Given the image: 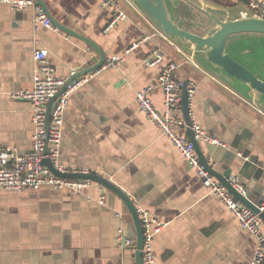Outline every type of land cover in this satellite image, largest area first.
<instances>
[{"label": "crops", "instance_id": "crops-1", "mask_svg": "<svg viewBox=\"0 0 264 264\" xmlns=\"http://www.w3.org/2000/svg\"><path fill=\"white\" fill-rule=\"evenodd\" d=\"M43 1L56 20L99 45L105 61L120 57L115 66L86 73L88 80L73 92L59 162L104 175L166 222L153 242L156 264H251L256 237L148 119L136 93L160 71L158 65L143 64L149 51L160 48L177 61V76L195 85V120L219 141L199 140L203 153L218 170L230 168L260 204L264 109L257 93L247 98L225 72L205 68L193 44L185 48L167 35L133 0H120L126 17L109 30L112 12L100 0ZM201 3L238 13L248 0ZM193 12L183 1L175 19L191 26ZM37 48L48 50L49 61L65 79L99 59L83 38L37 23L34 7L17 11L0 2V145L21 152L31 148L33 110L30 101L14 93L33 87ZM151 99L164 110L160 91H153ZM208 144L215 145L213 152ZM122 236L136 240L133 217L119 195L96 181L78 193L49 185L0 189V264H137L136 245L124 246Z\"/></svg>", "mask_w": 264, "mask_h": 264}, {"label": "built area", "instance_id": "built-area-1", "mask_svg": "<svg viewBox=\"0 0 264 264\" xmlns=\"http://www.w3.org/2000/svg\"><path fill=\"white\" fill-rule=\"evenodd\" d=\"M0 2L9 4L17 11L34 7L36 22L46 27L53 26L46 10L36 0H0ZM100 3L112 12V17L105 27L106 30H109L126 17V12L122 8L120 0H100ZM242 11L249 16L264 19V0H248L247 8ZM34 59L37 65L33 87L14 93V96L26 99L32 105L33 133L31 148L27 152H21L11 145H0V189L22 191L25 189H39L42 186L49 185L72 193L81 192L89 186L92 180L60 176L54 173L44 163V160L50 159L59 171H88L67 168L59 162L65 111L72 100L73 92L88 80V76L77 77L65 86L66 79L57 74L56 66L48 59L47 49L37 48L34 51ZM119 60V56L112 57L105 61L102 67L115 66ZM142 62L146 66L158 65L160 71L156 80L137 91L136 97L140 109L156 128L170 139L184 159L195 168L203 184L221 197L227 207L235 214L241 227L253 233L258 244L251 264H263L264 230L262 218L259 213L238 199L226 185L208 171L200 161L196 147L186 132L189 125L184 112V90L186 91L188 114L191 120L190 127L193 129L197 140L219 142L217 139H212L207 134L206 129L194 118V83L185 82L177 76L178 62L167 59L160 48L155 47L149 51L142 58ZM62 86H65L64 92L54 101L48 124L49 101ZM153 91H160L163 94V111L153 103L151 99ZM48 146L49 152H47ZM210 162H212V159L209 157V164L213 165ZM228 181L232 188L241 195L248 192L246 185L236 175H231ZM131 198L142 223L144 240L142 263L156 264L153 242L155 235L164 227L166 222L151 215L150 211L142 205L140 199L134 196H131ZM100 202L105 203L103 195ZM259 207L264 210V201L259 204ZM122 239L124 246L131 245L135 247V239L123 236Z\"/></svg>", "mask_w": 264, "mask_h": 264}, {"label": "water", "instance_id": "water-1", "mask_svg": "<svg viewBox=\"0 0 264 264\" xmlns=\"http://www.w3.org/2000/svg\"><path fill=\"white\" fill-rule=\"evenodd\" d=\"M141 9V11L151 20L158 24L164 32L170 37L179 41L185 48H189L191 44L195 46L196 59L199 60L202 65L212 71L213 73H219L223 71L230 77L229 81L231 85L240 91L247 98H253V92H256V102L264 109V72L259 69L258 64L251 65L250 58L246 59L244 55L248 56L253 52L252 46H239L236 42H239L238 34H264V19L249 16L244 11L238 13H232L231 10L221 9V11H215L208 4H202L201 0H133ZM183 1H187L191 6L195 8L193 16L195 21L191 26H185L183 20L175 19V12L179 10ZM36 2L43 6L46 10L52 23L60 29L83 38L89 43L99 54L98 61L83 69L76 71L68 79H66L65 86L73 81L75 78L84 76L86 73L99 70L105 60L106 56L104 51L83 35L77 33L73 29H70L56 20L48 11V8L43 0H36ZM206 5V6H205ZM197 17V18H196ZM238 39V40H237ZM190 43V44H187ZM253 47H255L253 45ZM234 52V54L231 53ZM248 65H247V64ZM254 68V69H253ZM62 86L60 90L50 99L48 104V124L50 111L54 101L60 96L65 89ZM184 112L188 128L189 138L194 143L198 156L202 164L208 169L210 173L215 175L224 185H226L232 193L246 205L252 208L255 212L259 213L264 222V210H261L259 203H255L249 196V192L245 195H241L234 190L230 185L228 178L232 175L230 168L225 171L218 170L215 165L209 164V157L203 153L199 140L195 137L193 129L190 127L191 120L188 114V102L186 98V91L184 90ZM212 150L215 145L208 144ZM49 146L47 152H49ZM212 154V153H211ZM44 163L47 164L51 170L63 177L75 178V179H88L101 183L105 187L114 191L119 195L125 204L127 205L136 227V260L137 264L142 263V248H143V229L140 216L133 205L131 196L132 194L124 191L120 186L108 179L102 174L92 171H59L56 169L50 159H45ZM136 198V196H134ZM264 264V262H263Z\"/></svg>", "mask_w": 264, "mask_h": 264}, {"label": "rangeland", "instance_id": "rangeland-1", "mask_svg": "<svg viewBox=\"0 0 264 264\" xmlns=\"http://www.w3.org/2000/svg\"><path fill=\"white\" fill-rule=\"evenodd\" d=\"M264 35H250L248 34H238L236 37H238V41L236 42V44L239 46H252L251 48H253V52L246 56L244 55V57L246 59L250 58L251 61V65L256 64H261L264 61V41H262L261 39L263 38ZM253 45L255 47H253ZM233 50H231V53L234 54V52H232ZM247 64V63H246ZM248 65V64H247ZM254 69V68H253Z\"/></svg>", "mask_w": 264, "mask_h": 264}, {"label": "flooded vegetation", "instance_id": "flooded-vegetation-1", "mask_svg": "<svg viewBox=\"0 0 264 264\" xmlns=\"http://www.w3.org/2000/svg\"><path fill=\"white\" fill-rule=\"evenodd\" d=\"M190 16H192V22L191 23H193L195 21V17L192 14ZM188 19L191 20L190 18H188ZM261 40L264 41V39H261ZM258 66H260L259 69H262L261 72L262 71L264 72V61L261 64H259Z\"/></svg>", "mask_w": 264, "mask_h": 264}, {"label": "trees", "instance_id": "trees-1", "mask_svg": "<svg viewBox=\"0 0 264 264\" xmlns=\"http://www.w3.org/2000/svg\"><path fill=\"white\" fill-rule=\"evenodd\" d=\"M254 35V34H253ZM256 35V34H255ZM257 35H264V34H257ZM263 38H264V36H263Z\"/></svg>", "mask_w": 264, "mask_h": 264}]
</instances>
